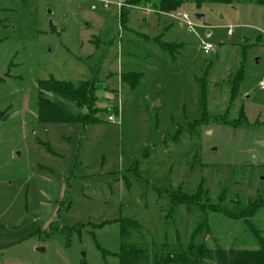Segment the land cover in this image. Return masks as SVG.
I'll return each instance as SVG.
<instances>
[{
	"label": "rangeland",
	"instance_id": "rangeland-1",
	"mask_svg": "<svg viewBox=\"0 0 264 264\" xmlns=\"http://www.w3.org/2000/svg\"><path fill=\"white\" fill-rule=\"evenodd\" d=\"M106 1L0 0V264H120L121 218L139 221L156 244L185 242L197 230L210 249H258L264 5L198 8L189 0L177 13L195 22L205 16L191 33L159 0ZM138 34L175 47L165 51ZM203 41L214 50L204 54ZM130 63L143 80L120 90ZM51 77L94 80L97 121L41 122L39 83ZM203 81L208 113L226 114L227 123L195 125L204 115ZM241 110L243 122L232 126ZM200 188L191 213L171 206L170 194ZM237 202L255 203V214L215 210Z\"/></svg>",
	"mask_w": 264,
	"mask_h": 264
},
{
	"label": "trees",
	"instance_id": "trees-1",
	"mask_svg": "<svg viewBox=\"0 0 264 264\" xmlns=\"http://www.w3.org/2000/svg\"><path fill=\"white\" fill-rule=\"evenodd\" d=\"M189 0H159V9L166 14H173L180 9ZM198 8L204 4H225L233 0H193ZM238 1V0H237ZM256 5H264V0H246ZM129 4L133 0H128ZM128 4V3H127ZM128 4V5H129ZM128 10L124 7L121 11L122 31H127L125 21L127 20ZM121 31V32H122ZM148 37H146L147 39ZM159 36L151 39L158 41L160 47L168 52H172V43H162ZM149 39V38H148ZM150 40V41H151ZM142 78V73L127 72L122 73L120 81L126 84L130 89L137 88ZM242 77L238 75L234 80L230 95V102H234L239 94V87ZM203 88V117L195 122L199 128L206 126L212 117L219 123H227V115L211 116L208 113V92L206 84L202 82ZM98 85L93 81H80L77 83L59 81L54 78L40 81L38 97V117L41 122H78L85 123L97 121V113L100 111L95 106L97 98L96 91ZM83 108L87 113L83 114ZM245 116L241 110L240 115L232 126H237L243 122ZM200 188L196 195L189 196L183 192H175L169 195L170 204L174 207H184L186 211H193L197 207L195 198L200 193ZM255 204V203H254ZM254 204L244 206L239 202L231 206H223L215 209L225 216L231 218H240L245 214H255ZM200 209V208H199ZM214 211V210H213ZM120 226L121 247L118 255L120 264H264V240L259 241V248L254 250H236V249H210L207 248L204 241L200 238L197 230L193 231L188 240L182 242L177 239L175 243L163 242L156 244L147 240L142 224L131 218H121L118 220Z\"/></svg>",
	"mask_w": 264,
	"mask_h": 264
},
{
	"label": "built area",
	"instance_id": "built-area-1",
	"mask_svg": "<svg viewBox=\"0 0 264 264\" xmlns=\"http://www.w3.org/2000/svg\"><path fill=\"white\" fill-rule=\"evenodd\" d=\"M97 2L102 3L103 5L105 4V7H107L108 2L106 0H95ZM123 5H120V7H122ZM170 17H172L174 20L178 21V23H180V25L186 29L187 32H191V33H197L196 29L199 27V24H197V22H195L188 14L183 13H177V14H171ZM228 34L231 35L232 34V27L229 28ZM202 52L204 54H208L209 52L214 50V46L211 43L208 42H202V48H201ZM261 85H263L261 83ZM110 121H113L112 118H110Z\"/></svg>",
	"mask_w": 264,
	"mask_h": 264
},
{
	"label": "crops",
	"instance_id": "crops-1",
	"mask_svg": "<svg viewBox=\"0 0 264 264\" xmlns=\"http://www.w3.org/2000/svg\"><path fill=\"white\" fill-rule=\"evenodd\" d=\"M182 27V26H181ZM169 28V27H168ZM167 28V29H168ZM183 28V27H182ZM184 29V28H183ZM138 36H139V34H138ZM140 36H142V37H147V36H143V35H140ZM139 36V37H140ZM206 37H208V38H210L211 37V34L208 32L207 34H206ZM149 38V37H148ZM150 39V38H149ZM151 40V39H150ZM171 43H175V42H171ZM133 63H130V64H128L127 66H130V67H127L128 69H130L131 71H129V72H132L133 71ZM143 76H144V74H143ZM142 80H143V78H142ZM118 84H120L121 85V87L119 88L120 90H124V85L125 86H127L126 84H123V83H121V81H120V77H119V81H118Z\"/></svg>",
	"mask_w": 264,
	"mask_h": 264
},
{
	"label": "water",
	"instance_id": "water-1",
	"mask_svg": "<svg viewBox=\"0 0 264 264\" xmlns=\"http://www.w3.org/2000/svg\"><path fill=\"white\" fill-rule=\"evenodd\" d=\"M196 19L201 22V23H204L205 22V16L202 15V14H197L196 16Z\"/></svg>",
	"mask_w": 264,
	"mask_h": 264
}]
</instances>
